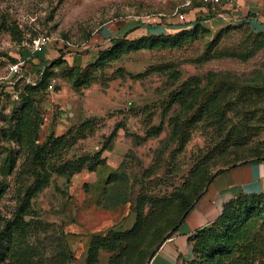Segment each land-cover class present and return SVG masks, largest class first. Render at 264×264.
<instances>
[{
    "label": "rangeland",
    "instance_id": "obj_1",
    "mask_svg": "<svg viewBox=\"0 0 264 264\" xmlns=\"http://www.w3.org/2000/svg\"><path fill=\"white\" fill-rule=\"evenodd\" d=\"M186 2L0 0V76L6 77L0 83V185H4L0 194V231L20 212L22 201L27 202L28 228L20 244L29 264H88L93 239L125 234L135 226L141 196L145 198L141 211L145 218L157 210L155 200L168 198L190 175L200 156L214 153L212 172L235 160L234 154L216 156L222 135L203 122L193 129L185 146H181L182 140L173 139L174 117L183 120L195 110L188 100L194 90L201 98L224 87L227 97H231V123L244 116L248 121V149H264V93L249 90L238 98L234 85L211 82L221 72L236 74L243 81H249L248 77L257 72L264 74V27L225 17L227 22L216 23L209 15L215 9L209 2L193 0L183 5ZM128 20H140V27L147 24L148 28L135 33L138 38L175 34L182 28L193 29L198 23L201 29L198 38L180 46L131 49L118 59L93 66L99 51L113 43L112 37L104 43L94 42L89 49L94 33L106 25L121 29ZM42 34L49 35L52 42L36 56L38 64L51 63L63 55L69 65L82 66L81 72L91 70L94 78L88 84L75 85L72 76L77 70L61 64L63 75L51 78L56 79L55 89L44 91L39 102L43 123L36 142L42 145L50 135L68 139L66 147L51 157L55 165L89 159L86 167L70 178L54 172L49 184L29 197L27 188L35 177L26 170L27 166L24 168L28 150L11 137L10 121L21 102L13 92L11 81L15 77L8 67L21 53L27 54L32 40ZM76 55L84 63L76 64ZM55 69L60 70V65ZM87 119H92L94 125L77 134L79 125ZM9 155L16 156L17 164L6 174ZM127 156L128 162L119 169ZM98 159L102 162L97 163ZM149 239L153 240L151 236ZM135 240L128 234L116 246L100 248L95 264H134L129 261L131 254L118 261L116 255L121 254V248L129 250ZM157 249L156 245L153 250ZM135 251L132 249L134 255ZM192 255L191 251L188 258ZM185 257H181L182 261ZM150 260L151 256L146 264ZM9 261L1 260L0 264Z\"/></svg>",
    "mask_w": 264,
    "mask_h": 264
},
{
    "label": "trees",
    "instance_id": "obj_2",
    "mask_svg": "<svg viewBox=\"0 0 264 264\" xmlns=\"http://www.w3.org/2000/svg\"><path fill=\"white\" fill-rule=\"evenodd\" d=\"M211 5V8L218 6ZM215 9L211 10L210 16H215L218 11ZM241 22L249 21L243 19ZM200 29L201 25L198 23L193 29L182 28L175 34L161 33L138 38L129 32L113 37L112 46L99 51L93 66H102L110 60L118 59L131 49L153 48L159 45L180 46L185 41L198 38ZM262 33L259 32V34ZM62 57L63 55L45 65L43 76L36 85L20 79L13 86V92L17 93V100L21 102V107L10 121L11 137L28 150L24 168L27 166L26 170L35 177L33 184L27 188L29 197L42 191L49 184L54 172L70 178L86 167L87 159H89V157L81 158L76 162L66 161L62 165H55L51 162V157L66 147L68 139H65L64 135L57 137L50 135L42 145L36 142L39 138L41 123H43L39 102L42 101L43 93L46 91L52 75L62 76L61 69L63 70L64 67L61 68V66L64 63L69 65L68 60ZM59 65L60 70H56L55 67ZM69 66L72 68L71 71L77 70L75 76H72L75 85L88 84L93 80L94 76L91 70L84 69L81 72L82 66ZM215 75L219 76L216 79H211V82L214 83L218 80L222 84L234 85L239 93L238 98L244 96L249 90L255 94L264 93V74L261 72L248 77L249 81H243L241 77L236 74L234 76L231 72H221ZM230 76H232L231 80H229ZM223 89L224 87L215 89L212 94L201 98L198 97L197 90L192 91L190 93L192 97H189L188 100L195 110L192 115L183 120L180 116L174 117V129L171 135L173 139L182 140L181 146H185L190 140L193 129L203 122L213 128V132L222 135L220 136L223 140L222 146L216 156L225 158L226 155L234 154L235 160L223 163L216 172H212L210 167L211 160L216 158L214 153L200 156L195 160L190 175L186 176L182 184L177 186L168 198L155 200L156 205L154 206L157 210L152 211V214L145 218L141 213L145 198L141 196L139 198L140 211L135 226L125 234L115 233L112 236H98L93 239L89 249L88 264L97 262L100 248L114 247L123 238L128 237V234L132 235V240L136 239V244L130 246L129 250L125 247L121 248V254L116 255V260H122L123 255L131 254V260H129L131 263L146 264V260L150 256L152 258L162 243L178 230L190 209L200 199L216 174L232 164L264 158V149L261 147L248 149L247 135L245 134V127L248 125L246 118L242 116L238 121L231 123L233 121L229 115V111L232 112L231 97H227L228 95ZM247 99H242V101ZM93 125L92 119H87L79 125L76 133L85 132ZM115 132L111 136H114ZM224 132L225 134H222ZM127 159L129 160L128 156L123 160L119 169L124 168L128 162ZM100 161L102 162L101 159H98L97 163ZM16 164V156L9 155L6 157L4 172L11 173ZM88 167L94 168L90 165ZM117 180L122 179L117 178ZM3 189L4 185L2 184L0 185V194L3 193ZM27 211L28 204L22 201L20 212L15 215L10 224L6 225L5 230L0 231V261L10 259L8 264H29L30 259L20 244L21 239L27 233L28 222L25 219ZM167 228L169 230L166 232ZM149 236L153 240L149 239ZM189 241L193 255L181 260L179 264H264V192L238 194L225 204L222 213L214 221L191 234ZM156 245L158 249L153 250ZM132 249L136 250L135 255L132 253Z\"/></svg>",
    "mask_w": 264,
    "mask_h": 264
},
{
    "label": "crops",
    "instance_id": "obj_3",
    "mask_svg": "<svg viewBox=\"0 0 264 264\" xmlns=\"http://www.w3.org/2000/svg\"><path fill=\"white\" fill-rule=\"evenodd\" d=\"M213 8L218 9L213 17L216 23L217 20H220L218 22H227L230 19L232 22H238L246 19L254 26L264 27V0H235L232 4L218 5ZM139 21L128 20L121 29L118 25L104 26L99 32L94 33L92 40L87 45L88 48L90 49L98 42L110 41L114 36H122L127 32L136 35L135 33L139 30L148 28L147 24L140 27ZM79 56L74 57V62L76 64L84 63L81 62L82 59H78ZM46 63L50 62L38 64L34 59L28 65V74L36 77ZM261 192H264V158L242 161L225 168L216 174L200 199L190 209L178 230L162 243L149 264H179L182 260L181 257L188 258L192 251L189 236L214 221L222 213L227 202L240 193Z\"/></svg>",
    "mask_w": 264,
    "mask_h": 264
},
{
    "label": "built area",
    "instance_id": "obj_4",
    "mask_svg": "<svg viewBox=\"0 0 264 264\" xmlns=\"http://www.w3.org/2000/svg\"><path fill=\"white\" fill-rule=\"evenodd\" d=\"M209 2L210 4L214 5H221V4H232L235 2V0H204ZM193 0H187L186 3L183 5L187 6L192 4ZM181 17H184L185 15L181 14ZM52 42V38L47 34L38 35L32 40L30 47L27 49V54H20L17 59L14 62H9V73L10 75H13L15 79L11 81L12 85L14 86L16 84V81H19L20 79H24L26 82L31 83L33 85H36L39 80H41V77L43 76L45 65L41 68V71H39V74L36 77L30 76L27 72L28 70V63L31 59L32 61L36 58L37 55H40V53H44L48 45ZM66 42V41H65ZM69 45H73L71 42H67ZM6 77L0 76V83L3 81V79ZM55 80L52 79L50 83L48 84V87L46 91H52L54 90L55 86ZM17 97V93H14Z\"/></svg>",
    "mask_w": 264,
    "mask_h": 264
}]
</instances>
